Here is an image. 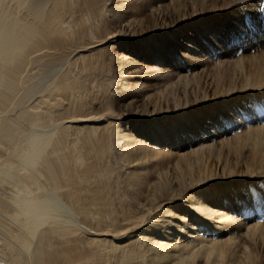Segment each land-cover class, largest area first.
<instances>
[{
    "label": "bare ground",
    "instance_id": "obj_1",
    "mask_svg": "<svg viewBox=\"0 0 264 264\" xmlns=\"http://www.w3.org/2000/svg\"><path fill=\"white\" fill-rule=\"evenodd\" d=\"M167 1L0 0V264L261 262L264 50L216 59L203 16L240 0ZM154 33L181 40L168 68L127 51Z\"/></svg>",
    "mask_w": 264,
    "mask_h": 264
},
{
    "label": "rangeland",
    "instance_id": "obj_2",
    "mask_svg": "<svg viewBox=\"0 0 264 264\" xmlns=\"http://www.w3.org/2000/svg\"><path fill=\"white\" fill-rule=\"evenodd\" d=\"M168 1H170V0H168ZM204 1H205L206 5L210 4V2L208 0H204ZM231 1L234 2L235 0H228L227 2L231 3ZM188 2H189V0H188ZM196 2L201 3L202 0H197ZM248 9H249V6H247L246 0H240V1L236 2V5L234 7H232V8L230 7V9L226 10L223 14L203 16V18H207L208 20H210V22L213 20H218L220 17H223L225 19V20H223V21H225V27L221 28L218 23L217 24L213 23V25H212L213 27L210 28L213 30L212 35H211L213 37L211 44L218 51V55L216 56V59L217 60L218 59H221V60L227 59L229 61H232V60H235L236 58H239L238 56L242 57V55H243L244 57L246 56L245 58L248 57V60L245 62L247 69H249L251 66L250 61H251L252 55L259 54V53L263 52V50H264V44L260 40V37H262V36L264 37V17H261V19H260L259 13L256 14V11H255V12H253L254 14L253 13L251 14V12L246 11ZM167 10L170 11L172 14H174L177 11L173 6H170V5L167 7ZM191 10H193V9H191ZM199 11H201V10H199ZM258 11H259V9H258ZM150 12H151V8L146 10L144 13H142V15L139 16V18H142L145 21L144 26L142 28L147 33L151 32L153 29V25L151 24L152 22L150 19V17H151ZM193 12H195V11L188 10L187 15L190 16ZM171 13L166 12V14H168V15H172ZM263 15H264V13H263ZM253 17H256L257 19H259L256 22V24H254V25H253L252 19H255V18H253ZM203 18L192 20V21L188 22V24L185 25L184 27H182L181 30L186 31L188 35L196 38V34L193 31V29L197 25H200V26L204 25L202 23L204 20ZM147 22H149V23H147ZM194 24H195V27H194ZM167 34H168V36H164ZM161 36H163V37L161 38ZM177 37H178L177 35L174 36V34L171 35V33H163L162 35H159L158 33H154L149 38H142L139 40L137 39V41L130 42L129 43L130 47L128 48L127 51H129L131 53H133V51H137L139 53L146 46L152 45L153 47H157V45H161L162 48L165 49V53H166L165 59L162 61V64L163 65L166 64V68H168V67H170L171 64L174 63L173 59L175 58L176 53L179 52V51H175V50H178L179 47L177 45L181 41V40H178ZM171 52L174 53V54H172V59L170 57ZM221 56H223V57L220 58ZM136 60L139 63L141 62V63H144V65H146V66H150L147 61H144L139 57H137ZM231 69H232V66H226L224 68L225 71L231 70ZM187 72H189V71H187ZM144 73H146L145 75H147V73L149 75L150 70L147 69L146 71H144ZM113 74H114L115 80H118L119 77L117 76V73L114 72ZM127 80L132 83V86L135 83H137V84L140 82L146 83V81H147L148 85L152 86V87H150L152 89L155 88V86H157L159 83L162 82L160 80L154 81L153 79L148 78V77H146V79H143V78L135 76V75L132 77H129ZM179 92H182V91L178 90V93ZM135 96H136L135 94H132L125 99H123V97L118 98V97L114 96V98L111 99L109 104L111 105V107L113 108L115 113H118V112L119 113H125V112L129 111V108H131L137 104L136 101H138V99H135ZM243 127H244V125H242L240 127L238 126L237 128L233 129L230 133H233L235 131H242V130H244ZM259 264H264V257L261 258V262Z\"/></svg>",
    "mask_w": 264,
    "mask_h": 264
}]
</instances>
